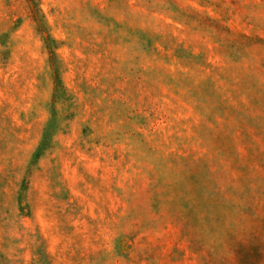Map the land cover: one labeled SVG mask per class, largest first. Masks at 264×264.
Instances as JSON below:
<instances>
[{
    "label": "rangeland",
    "instance_id": "obj_1",
    "mask_svg": "<svg viewBox=\"0 0 264 264\" xmlns=\"http://www.w3.org/2000/svg\"><path fill=\"white\" fill-rule=\"evenodd\" d=\"M0 264H264V0H0Z\"/></svg>",
    "mask_w": 264,
    "mask_h": 264
}]
</instances>
